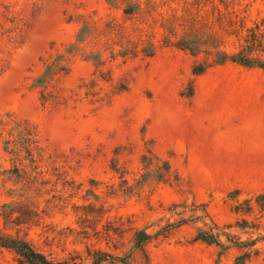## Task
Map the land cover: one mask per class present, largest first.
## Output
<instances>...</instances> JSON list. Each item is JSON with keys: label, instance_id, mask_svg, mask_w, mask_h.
<instances>
[{"label": "rangeland", "instance_id": "rangeland-1", "mask_svg": "<svg viewBox=\"0 0 264 264\" xmlns=\"http://www.w3.org/2000/svg\"><path fill=\"white\" fill-rule=\"evenodd\" d=\"M250 28L264 46V0H0V235L56 260L264 264V155L215 149L264 120V70L193 73Z\"/></svg>", "mask_w": 264, "mask_h": 264}, {"label": "trees", "instance_id": "trees-1", "mask_svg": "<svg viewBox=\"0 0 264 264\" xmlns=\"http://www.w3.org/2000/svg\"><path fill=\"white\" fill-rule=\"evenodd\" d=\"M198 42L199 39L195 35L188 34L186 37L180 38L176 42V45L182 49L190 51L193 54H197L199 52V48L197 47ZM214 54V59L195 64L193 66V73L200 74L215 64H224L226 62H234L249 69L260 68L264 70L263 40L257 37L254 28H250L246 32L242 43L236 50L230 52L227 50H218ZM51 68L52 65L47 64L45 71L36 79V83L40 85L47 80L51 74ZM17 124H20V122H17ZM29 134L32 133L29 132ZM29 141L30 139H28V142ZM165 163L168 165V162ZM150 237L151 234L147 233L145 230L138 231L135 236L136 246H142L143 242ZM195 240H203L207 243H221L219 238H217L214 234L208 233L205 229H199ZM0 246L14 250L18 255L20 264H102L106 261V258L101 257L103 252H97L100 257L96 256V254L92 256V254L89 253V255L93 257V260L90 263H85L76 259L56 260L37 250L26 239L9 235H0ZM103 255L106 257L108 254L104 253Z\"/></svg>", "mask_w": 264, "mask_h": 264}, {"label": "crops", "instance_id": "crops-1", "mask_svg": "<svg viewBox=\"0 0 264 264\" xmlns=\"http://www.w3.org/2000/svg\"><path fill=\"white\" fill-rule=\"evenodd\" d=\"M238 126L239 127L237 128L239 130L241 128V124H238ZM245 129L248 131L244 133L236 132L230 137L219 138V140H217L219 142V146L215 147L216 151L221 154H237L239 156L243 153H247V151L251 155H264V120L262 121L261 119L254 125H248ZM191 147L193 146L191 145ZM194 148L195 147H193V149ZM190 153H196V151L190 150ZM254 160L250 161L252 165L254 164L256 167L264 169V160ZM239 161H241V159ZM249 166H244L242 170L244 168H248ZM235 172H237V170H235ZM234 177L236 178L237 176Z\"/></svg>", "mask_w": 264, "mask_h": 264}]
</instances>
